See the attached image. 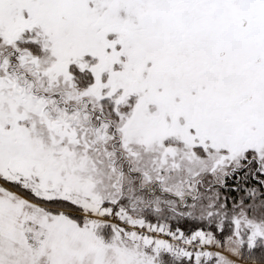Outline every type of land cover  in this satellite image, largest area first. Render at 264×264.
Here are the masks:
<instances>
[{
    "label": "snow or ice",
    "instance_id": "6c2138e0",
    "mask_svg": "<svg viewBox=\"0 0 264 264\" xmlns=\"http://www.w3.org/2000/svg\"><path fill=\"white\" fill-rule=\"evenodd\" d=\"M0 264H264V0H0Z\"/></svg>",
    "mask_w": 264,
    "mask_h": 264
}]
</instances>
